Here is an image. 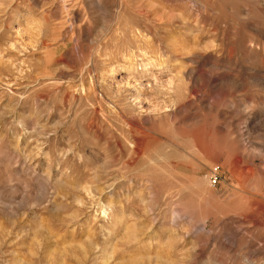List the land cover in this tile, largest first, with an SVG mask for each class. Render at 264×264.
<instances>
[{"label": "rangeland", "instance_id": "374dc122", "mask_svg": "<svg viewBox=\"0 0 264 264\" xmlns=\"http://www.w3.org/2000/svg\"><path fill=\"white\" fill-rule=\"evenodd\" d=\"M0 264H264V0H0Z\"/></svg>", "mask_w": 264, "mask_h": 264}, {"label": "bare ground", "instance_id": "6f19581e", "mask_svg": "<svg viewBox=\"0 0 264 264\" xmlns=\"http://www.w3.org/2000/svg\"><path fill=\"white\" fill-rule=\"evenodd\" d=\"M25 27H26V30H28L27 28L29 27V25L28 26H24V28H23V26H19V29H18V32L19 33H22L23 32V30L25 31ZM17 32V33H18ZM150 79V78H149ZM147 83L148 84H142L143 85V87L144 88H146V87H150L151 89H156V88H159V87H163V88H171L172 86H173V84H174V80L173 79H169L168 78V80H166L165 79V81H160V82H151V80H148L147 81ZM141 85V84H140ZM141 85V86H142ZM139 86V85H138ZM142 87V88H143ZM149 88V89H150ZM136 90H137V92H139V91H141L140 89H138V88H135ZM139 95H140V98H141V94H140V92H139ZM143 101V100H142ZM141 100H139L138 99V108H145L144 107V105H143V102H142ZM144 103H146V102H144ZM150 103V102H149ZM148 104V103H147ZM147 104H145V105H147ZM149 108V107H148ZM149 109H151V107L149 108ZM142 110V109H141Z\"/></svg>", "mask_w": 264, "mask_h": 264}]
</instances>
